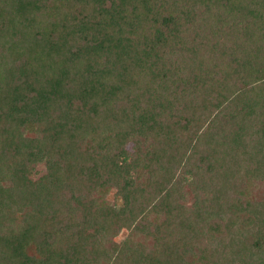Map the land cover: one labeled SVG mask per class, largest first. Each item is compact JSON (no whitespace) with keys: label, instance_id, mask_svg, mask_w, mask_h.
<instances>
[{"label":"trees","instance_id":"trees-1","mask_svg":"<svg viewBox=\"0 0 264 264\" xmlns=\"http://www.w3.org/2000/svg\"><path fill=\"white\" fill-rule=\"evenodd\" d=\"M0 264H264V0H0Z\"/></svg>","mask_w":264,"mask_h":264},{"label":"rangeland","instance_id":"rangeland-1","mask_svg":"<svg viewBox=\"0 0 264 264\" xmlns=\"http://www.w3.org/2000/svg\"><path fill=\"white\" fill-rule=\"evenodd\" d=\"M108 199L111 200V201H114L115 203L117 202V204L121 205V200L117 197H115L114 195V192H111L109 195H108ZM192 202V198H190L188 200V203H191ZM126 234V231L124 232V234H122V237ZM119 240H121L122 238H118Z\"/></svg>","mask_w":264,"mask_h":264}]
</instances>
